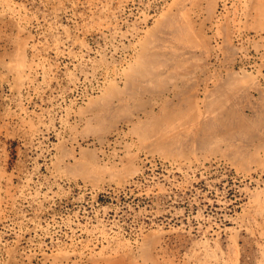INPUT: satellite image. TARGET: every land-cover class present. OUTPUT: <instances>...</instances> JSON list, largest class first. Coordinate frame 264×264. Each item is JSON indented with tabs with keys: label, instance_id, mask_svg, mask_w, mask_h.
<instances>
[{
	"label": "rangeland",
	"instance_id": "obj_1",
	"mask_svg": "<svg viewBox=\"0 0 264 264\" xmlns=\"http://www.w3.org/2000/svg\"><path fill=\"white\" fill-rule=\"evenodd\" d=\"M0 264H264V0H0Z\"/></svg>",
	"mask_w": 264,
	"mask_h": 264
}]
</instances>
